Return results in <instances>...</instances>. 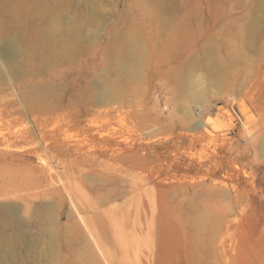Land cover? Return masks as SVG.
I'll return each mask as SVG.
<instances>
[{"label":"rangeland","instance_id":"1","mask_svg":"<svg viewBox=\"0 0 264 264\" xmlns=\"http://www.w3.org/2000/svg\"><path fill=\"white\" fill-rule=\"evenodd\" d=\"M259 2L0 0V149L26 150L21 165L0 159V232L17 229L5 207L24 224L2 264H264ZM9 40L20 49L6 64ZM50 132L94 164L27 152ZM49 171L105 209V259L67 199L62 212L41 197ZM7 181L39 196L1 195Z\"/></svg>","mask_w":264,"mask_h":264},{"label":"bare ground","instance_id":"2","mask_svg":"<svg viewBox=\"0 0 264 264\" xmlns=\"http://www.w3.org/2000/svg\"><path fill=\"white\" fill-rule=\"evenodd\" d=\"M253 17H254L253 20L249 23V32H250L251 40L254 39L258 30L264 31V0H260ZM59 38H61V35L59 36ZM59 45L62 48L65 47L64 40L60 39ZM19 49H20L19 41L17 42L16 40H9L6 42L5 50H2V54H1L5 58L7 62L6 64H8L10 61L12 62L13 59H15V56L18 53ZM1 66L2 63L0 61V67ZM214 78L215 77H213V79ZM190 96H194V95H190ZM10 121L12 120L10 119ZM198 123L202 126L206 125V122L204 120L198 121ZM17 132L20 133L19 131ZM52 138L53 141L51 143L49 140H51ZM41 140H42L41 146H35L33 148H30L27 150V152H33L36 154L41 153L42 159H44L43 157L44 152H48L50 153L52 159L57 158V161L59 162L60 161L59 157H62V159L65 162H68L70 165L80 163L85 166H90L93 165L95 162L93 159V154L84 151L83 147L79 145L78 141H71L66 139V137L60 139L54 132L42 134ZM1 141H3L4 146L1 147L0 149V159L4 166L7 167L9 166L10 168H12L16 165H21L22 163H24L23 151L26 150H23L21 147H17L8 138L2 139ZM45 168L50 170V167L45 166ZM11 182L12 181L10 182L7 181L6 187L8 186L14 187L13 183ZM10 187H8L9 189L6 188V190H4L1 193V195H8L10 193L11 194L14 193V195L20 198H23V196L30 194L39 196V193H37L36 190L33 191L32 193L19 194V192L23 191L22 190L23 188L20 189V187L17 186L16 188L10 189ZM75 187H76L75 184H73L71 180L62 177V175L58 171H56L54 174L51 171H49L48 178L45 179L44 183H41V197L51 195L52 199L48 198L50 199L49 202L51 203L55 202L56 206L60 205L62 212H66V209L64 208V204H65V199H67L69 204L68 211L78 219L81 228H83L85 230V233L90 237L89 240H91V242L98 247V249L100 250V252L102 253L105 259L106 256L104 255L103 248H105V246L108 247V242L110 239L109 237L110 233H107L108 232L107 223H106V217L104 215L105 209L102 208V206L91 205L89 203V200L87 199V194L85 190H81V188H77V187L76 189ZM149 209L150 206L148 204V206L145 209L140 210L142 211L140 213L145 214V212H149ZM5 211L9 215L11 214V217L14 220V224L17 226L16 231L13 233L5 232V231L0 232V256L1 257L6 256L7 257L6 259L8 260L9 257L13 255V250H14L13 246L15 244V241L22 238V233L24 232L23 229L24 224L23 221L15 217V209L11 207H5ZM44 224L46 225L44 226V229L46 231L45 232L46 239L48 242H53L54 238L52 234L49 232L51 227L50 218H46L44 220ZM2 226L3 224L0 220V230ZM152 228H153V224L149 222L147 226V231H149L148 232L149 236H151V230L153 231ZM3 246H5L6 248H2ZM8 262L9 261H6L3 264H10ZM0 264L2 263L0 262ZM83 264H97V259L93 255H89L88 257H86V259L83 260Z\"/></svg>","mask_w":264,"mask_h":264},{"label":"built area","instance_id":"3","mask_svg":"<svg viewBox=\"0 0 264 264\" xmlns=\"http://www.w3.org/2000/svg\"><path fill=\"white\" fill-rule=\"evenodd\" d=\"M231 110H232L233 115L235 116V118H236L237 120H240V119H241V118H240V115H239V113L234 109L233 105L231 106Z\"/></svg>","mask_w":264,"mask_h":264}]
</instances>
